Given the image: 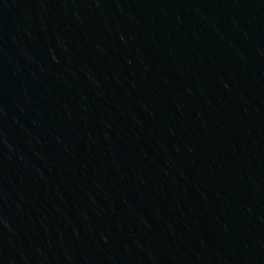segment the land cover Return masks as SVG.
<instances>
[{"label": "water", "instance_id": "obj_1", "mask_svg": "<svg viewBox=\"0 0 264 264\" xmlns=\"http://www.w3.org/2000/svg\"><path fill=\"white\" fill-rule=\"evenodd\" d=\"M0 264H264V0H0Z\"/></svg>", "mask_w": 264, "mask_h": 264}]
</instances>
